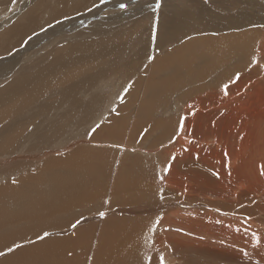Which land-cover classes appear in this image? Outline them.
Segmentation results:
<instances>
[{"label":"bare ground","instance_id":"bare-ground-1","mask_svg":"<svg viewBox=\"0 0 264 264\" xmlns=\"http://www.w3.org/2000/svg\"><path fill=\"white\" fill-rule=\"evenodd\" d=\"M91 1L83 0L81 3V0H77L76 7L68 8L70 0H56L57 8L56 4L53 6L46 0H16L11 6L20 4L23 11L20 13L19 10L18 17L1 27L4 29L0 32V54L18 47L28 33L58 17L81 10ZM233 1H230L231 4ZM240 1L246 3V0ZM259 1L248 0L247 4H258ZM159 3L162 7L160 18H143L137 22L134 30L147 34L145 25L152 21L148 46L159 50V55L149 56L150 49L147 47L138 50V43L133 40L139 37L137 33L134 32L136 36L129 41L124 37L125 31L118 32L115 30L117 27L112 26L101 31L92 28L89 35L105 40L104 46L107 48L102 47V51L107 57L114 55L115 50L123 55L108 60L109 69L96 70L95 75L88 72L87 64H91L92 60L87 50L97 46L96 42L100 46V42L97 39L87 40L86 33L90 29L70 36L49 37L47 42L42 41L41 36L36 38L35 43L36 39L25 42L23 48H27L31 55L37 56L35 52H30L35 49L43 50L48 56L37 63L35 57L28 64L30 68L25 66L30 63L27 59L19 60L15 66L9 67L11 63H7L0 67V177L9 173L8 168H12L10 172L14 173L9 183L0 182V201L5 200L6 203L0 204V252L19 242L37 240L27 247L4 253L0 257V264H144L140 261L142 258H147L148 264L160 263L163 252L160 243L167 236L163 231L158 232L159 226L165 225L167 231L171 230L172 225H178V220L170 222L168 218L180 212H168L169 206L163 204L173 200L177 193L187 187H178L176 180L173 182V175L186 173L189 177L190 173L205 169L214 173L209 169L214 163L204 157L209 156L207 151L198 150L203 154V160L186 154L187 150L173 151L166 146L165 150L159 149L153 155L143 156L139 153L133 157V153L128 154L116 147H113L115 150L95 149L85 145L62 157H46L54 146L72 142L76 127H87L89 122L95 127L99 121L94 117L105 116V112L109 111L112 113L107 120L90 135L96 142L115 144L123 140L128 144L137 143L146 132L143 131L148 129L144 137L153 135L151 142L138 145L148 149L164 142L162 144H182L186 148L189 140L183 137L186 136L184 127L188 112L186 108L181 109L180 104L188 102V108L193 105V96L196 101L206 100L219 86L226 89L224 84L229 79L241 83V80L250 78L236 79L235 75L240 72H249L254 77L260 74L264 79V63L259 56L264 53V13L258 22L250 17L255 22L246 20V24H242L231 21L229 11L227 18H223L222 13L214 9L198 13L184 11L181 8L185 4L183 0H160ZM205 3H210V0H205ZM2 4L3 0H0V6ZM41 9L50 12L46 14ZM172 11L177 13L176 16L170 14ZM2 12L0 10V17L4 14ZM43 13L48 15L47 20L41 18ZM199 14L206 18H196ZM249 14L254 15L252 12ZM193 18L200 20L201 25L195 23ZM217 18L222 23H214ZM131 20L126 19L127 22ZM129 57L137 61L141 59L136 74L132 67L129 68ZM5 61L1 60L0 63ZM259 63L260 66H257ZM124 65L126 71L130 72L129 76L135 77V83H130L124 101L117 102L103 90L110 93L108 89L111 86L108 84L113 83L114 93H124L125 86L120 76ZM144 66L147 69L142 71ZM5 75L9 77H3ZM93 77L103 80L102 85L98 86H104L101 91L96 86L92 87ZM70 79L74 83L68 89L65 84ZM56 82L60 87L55 85ZM68 103L74 109L64 112L63 118L56 120L59 109ZM212 103L210 105L216 111L231 107L225 103L216 107ZM214 115L217 116L218 112ZM193 116L201 118L198 114ZM86 118L88 123H85ZM37 130H49L53 136L49 138L50 135L44 133L36 134ZM205 130H209V127ZM156 132L161 135L155 136ZM85 135L88 137L87 132ZM241 149L243 152L244 147L241 146ZM26 151H33L39 155V159L33 160L37 157L22 154ZM176 151L181 152L171 157V153ZM13 160L15 163L24 161L16 166ZM203 173L205 179H210L208 172ZM17 175L19 177L14 179ZM196 185L202 188L201 184ZM105 197L110 199L104 200ZM206 199L210 206L229 207L213 202L211 198ZM99 200L100 206H90L88 212L97 206L98 209L124 206L118 211L122 215L107 216L105 212L100 220L77 227L78 230L70 235L52 233L39 238L48 231L62 230L71 222L73 224L79 220L76 218L80 216L79 211L87 209L88 202ZM203 215L201 212L202 218L190 217V222L201 221L197 222L200 226L207 223L213 226V221L219 218L218 215L213 216L211 210L205 214L206 219ZM162 216L165 223H162ZM185 216H188L187 212ZM155 238L157 242L154 245Z\"/></svg>","mask_w":264,"mask_h":264},{"label":"rangeland","instance_id":"rangeland-1","mask_svg":"<svg viewBox=\"0 0 264 264\" xmlns=\"http://www.w3.org/2000/svg\"><path fill=\"white\" fill-rule=\"evenodd\" d=\"M15 1L16 0H3V4L2 6H0L1 12L3 10L2 13H4V17H0V32L3 31L4 28L1 27L4 24L8 25L7 23L12 18L18 17L19 10L20 13H22L23 11L20 4L17 5V7L11 6ZM151 1L93 0L89 3V5L87 4V6L84 5V7H81V10L65 17H58L40 27L39 29L37 28L38 30L35 29L34 31L28 33L22 38L21 42L18 43V47H12V49L4 52V54L3 52H1L0 62L1 60L6 61L4 63H0V67L7 63H11L9 67L15 66L16 62H18L19 60L24 61L25 59H27V61L30 63L25 64V66H27L28 68L30 66L28 64H31L35 57V63H37L39 60H42L48 56V54L43 52V50L38 51L35 49L30 50V52H35L37 56L31 55L27 52V48H23L25 46V42L27 43L33 41L40 36L42 38V41L47 42L49 37H58L61 35L70 36L75 33L80 34V32H82L84 29H90L86 33L87 40L93 41L94 39H97L100 42V46H98V42H96L97 46H91L90 49L87 50V54L91 56L92 60L91 64H87L88 72L92 75H95L96 70L100 72L104 71L105 69H109L108 65L110 62L108 60H110L111 58H117L119 54H123L119 50H115V54L111 55V57H107L106 55H104L102 47L107 48L104 46L105 40H101V37L98 36H91V34L89 35L91 29L96 28L101 31V29L105 30L112 26H115L117 27L115 30H118V32L125 31L124 34H126L124 37L129 41L134 38V36H136L134 35L135 32L138 34L137 36H139L136 39H133L138 43L136 48L138 50L142 47V50H144L145 47H147V49H150V46H148V36L150 33V24L152 23V21H150V23L148 20V22L146 21L147 23L145 26L147 28V34H143L141 32L139 33L138 31L134 30L136 28L137 22L143 18H160L159 16L162 9L161 3H159L160 0ZM183 1L185 2V4H183L184 7L182 6L181 8L184 9V11H188L189 13H198L202 12L203 10L211 12L212 9H214L221 12L223 18H227V15L229 14L227 13V11H229V16L232 17L230 20L234 23L236 22L246 24V20L258 22L260 20V17H262L264 13V0L259 1L258 4L249 5L247 4L248 0H246L245 4H243L240 0H235L232 4L230 2L232 0H210V3H205V0ZM46 2H51L53 6L54 4H56L57 8H59L56 0H46ZM82 2L83 0H81V3ZM77 5V0H70V3L67 7L74 8ZM157 5H159L160 10ZM244 5L245 11H243ZM249 6L252 7L249 8ZM238 10H240L241 12H238ZM6 11L8 13L7 15ZM9 11H11L12 13ZM40 11L46 14H49L50 12L49 10L44 11V9H41ZM250 12H252L254 15H247V13ZM44 13L41 18L47 20L48 15ZM147 13L152 14L150 15ZM170 14H174V16H176L177 13L175 11H172ZM201 14L197 15L196 18H206L201 17ZM177 16H179V14ZM250 17L256 20L254 21L250 19ZM128 18H132V20L130 22H127L126 19ZM194 21L195 23H198L199 26L201 25L200 20ZM214 23L222 22L217 18ZM175 28L178 29L177 26H175ZM175 31L177 30L175 29ZM35 42H37V39L33 43ZM40 42L41 41H39V43ZM107 44L110 46L108 42ZM3 45L4 43L3 41H1V46ZM158 51L159 50H156L154 48L150 49V51H148L150 52L149 56L159 55ZM261 54L259 56L263 64L264 60L262 59L264 58L262 57H264V53L263 56ZM127 59L131 61L129 63V68L132 67L133 72L136 74L138 71V65L141 64V59L139 61L133 59L132 57H129ZM234 63L236 62H233V64ZM121 64L122 62H120V65ZM260 64L261 63H259L257 66H260ZM262 68L264 70V64ZM146 69L147 68L144 66L142 68V71ZM129 73V71H126L125 65L121 70V75L118 73V75L121 76L122 84L125 86L124 93H122L121 95L114 93L112 85L113 83L108 84V86H111L108 89L111 90L110 93H108L106 90H103V92H106L107 96L112 95L117 102L124 101L126 95L128 94L127 90L130 83H135V77L131 78L129 76ZM252 75L254 74L249 75V72L247 74L241 72L237 73L235 75L236 79H239V77L244 78L246 76H250V78H248L246 81L244 79L241 80V83L238 82V80L230 81L229 79L226 84H224L226 89H224L223 86L222 88L221 86H219L217 91L213 92L212 96L210 95L211 97L208 98L209 100L206 99L196 101L193 96V105L188 108L186 107L189 105L188 102L184 105L180 104L181 109L186 108V111L188 112L185 116V122H187L186 126L188 125V127H184V135L186 136L183 137H187V139L189 140L188 146L186 148L182 144H162L164 142L160 143L158 147L156 145L155 147L148 149H146L144 145H138L144 142H151L153 135L147 136L146 138L144 137L148 129H145L143 131V133L145 131L146 132L142 137L138 139L137 143H135L134 141L132 144H128L123 140L122 142L120 140L118 141L119 143L115 144L96 142L90 135L96 129H98L105 120H107L109 114L112 113L109 111L105 112L107 113L105 116L97 117L99 116L97 115V118L94 117V120L97 119L99 121V123L95 127L91 125L90 122L88 123L86 118L85 123H88V126L82 128L76 127V136L72 139V142L66 141L65 145H63L64 143H62L60 146H54V150L51 151L46 157H62L65 154L74 151L75 148L85 145L92 146L95 149H113V147H116V149L126 151L128 154L133 153L131 154L133 155V157L139 153L140 155L143 154V156H150L157 153L156 151H159V149L165 150L166 147L170 148L173 151L177 149L187 150L188 152H186V154L192 155V157L193 155L196 157H201L202 160L204 159V157H208L214 163L213 167H209V169L214 173H211L209 170L205 169L200 172L190 173L189 177L186 175V173L181 175H173V182H175L176 180V182L179 184L178 187H187L185 188V190H182V188V191H180L181 193H177L173 200H170L169 202H165L163 204L165 206H169L167 208L168 212H170L171 210H180V212L179 214L172 215L168 218L170 222L178 220V225H172L173 227H170L171 230L167 231L165 225L159 226L158 232L163 231L167 236V239L160 243V247L163 249V261L161 260L159 264H264V79L262 80V77L259 76L260 74L256 77ZM3 77H9V75H5ZM93 78L94 85L92 87L96 86L101 91L102 87L104 86H101V88L98 86L102 85L101 82H103V80H98L95 77ZM58 81L59 80H57V82ZM57 82L55 85L57 87H60V84H57ZM73 83V79L68 80L65 84L66 88L68 87V89H71ZM198 101L199 103L201 101L200 104L202 106L199 105ZM211 102H213L212 105L216 107L220 106L221 103L228 104L231 107L229 110L226 109L216 111L214 107H211ZM113 106H115V104ZM72 109L74 108L70 103H68L64 108L59 109V111L55 115L56 120H61L63 118V113L66 111H71ZM191 112H194L193 115H200L201 118L199 119L197 117H194ZM210 112L211 117L208 116ZM216 112H218L217 116L214 115ZM201 122H204V124H201ZM206 127H209V130H205ZM211 127H213L215 130H213V128ZM85 132H87L88 137L85 135ZM41 133L50 135L49 138L53 136V134L49 130H44L42 132H39V130H37L36 132V134ZM181 133L182 131L180 132V134ZM158 135L161 134H158V132H156L155 136ZM143 138H145V140H143ZM206 138H208V140ZM240 144L242 147H244L243 152H241L242 149L240 150ZM200 149L207 151L210 157L208 155H204L203 157V154L198 152V150ZM259 150L260 152H258ZM76 152L77 151L75 150L74 153ZM180 152L181 151H176L175 153L172 152L171 157L178 155ZM54 153H56L57 155ZM22 154H28V156L33 158L37 157L33 160L39 159V155H37L33 151H26ZM16 160L17 159H15V161ZM15 161L13 160V163L18 166L22 164L24 160L19 163H15ZM6 170L9 171V173L1 176L0 182L9 183V180L12 178V174H14L10 172L12 168H8ZM203 172H208L210 179H205V175ZM18 177L19 176L17 175L14 179H17ZM196 183L201 184L202 188L198 187ZM106 185L109 184L107 183ZM206 198H211L213 202L216 203L227 204L229 207H227L228 209H223L218 205H212V207L208 204ZM107 199L110 198L105 197L104 200ZM230 203L232 204L230 205ZM0 204L6 205L5 200H1ZM95 204H98V206H100L101 200H99V202H88L87 209L80 210V216H76V218L79 220H77L73 224L71 222L65 229L48 231L47 233H56L60 236L68 234L70 235V233H74L78 230L77 227L85 226L87 223L90 224L94 221L100 220L102 217H104L101 215V213L107 212V216L122 215V213L118 211L124 206H114L108 209H98L99 207L97 206V208L95 207L91 212H88L89 207L94 206ZM210 210L213 211V216H219V218L216 219L215 222L213 221V226H211L210 223L200 226L197 224V222L201 221H196L193 223L190 222V217L202 218L200 216L201 212L202 215L204 214L203 217H205V214H208ZM186 212L188 213V216H185ZM161 220L162 223H165L164 216L161 217ZM185 223H187L186 227ZM253 233L259 236V244H257L256 239L253 237ZM45 236L46 235L43 234L39 238H43ZM34 242H37V240L31 239L14 244L3 252H0V257H2L4 253L13 252L18 250L19 248L27 247ZM153 242L155 245L157 239L155 238ZM140 261L144 264H148L147 258H142Z\"/></svg>","mask_w":264,"mask_h":264},{"label":"snow or ice","instance_id":"snow-or-ice-1","mask_svg":"<svg viewBox=\"0 0 264 264\" xmlns=\"http://www.w3.org/2000/svg\"><path fill=\"white\" fill-rule=\"evenodd\" d=\"M157 7H159V5H157ZM101 215H104V213H101ZM45 235H48V233H45ZM253 237L256 239L257 244H259V242H260L259 236H257L255 233H253ZM161 260L163 261V257H161Z\"/></svg>","mask_w":264,"mask_h":264}]
</instances>
